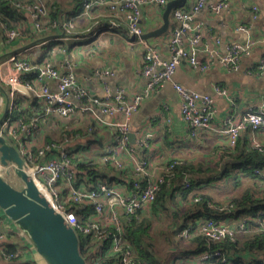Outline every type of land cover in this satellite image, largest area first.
Listing matches in <instances>:
<instances>
[{
    "label": "crops",
    "instance_id": "0c3cea01",
    "mask_svg": "<svg viewBox=\"0 0 264 264\" xmlns=\"http://www.w3.org/2000/svg\"><path fill=\"white\" fill-rule=\"evenodd\" d=\"M46 1L56 5L58 16L73 21V31L55 32L50 28L39 30L35 27L31 13L25 9L24 17L18 20V27L23 34L14 41H8L4 25L0 24V84L4 88L3 90L0 87V117L8 101L6 80L13 72V64L9 61L13 55L20 54L36 65L30 72L33 74L26 73L24 79L26 83L35 87L46 84L51 91H58L57 80L36 78L38 66L48 62L63 73L73 71L78 81L94 96L106 98L110 94L114 97L121 89L129 97L143 92L148 81V77L141 73L144 46L140 39L127 34L128 10L119 12L111 10L112 4L118 0H105V4L95 5L89 13L84 10V0ZM196 1L183 0L182 5L177 8L192 13ZM214 2L210 0L201 11L193 15L195 22L202 26V39L199 44L202 58L209 56L210 51L226 54L230 42L243 43L249 38H254L257 44L250 54L243 57L241 67L236 71H228L214 63L207 71H202L183 62L177 67L171 80L144 98L140 108L132 115L130 126L131 131L136 133L137 141L142 139L146 145L141 148L129 141L130 146L135 148V155L128 161L134 163L142 155L148 156L151 172L156 176L165 174L164 166L172 158L194 164L207 162L213 167L221 163L222 168L226 160H220L223 156L221 147L226 144V139L221 129L226 117L233 110L238 114L249 105H264V78L248 72V69L256 66L264 56V0H229L228 8L220 12H215L211 8ZM167 4L160 5L161 10L156 2L142 6L140 24L144 33L153 31L163 24ZM253 5H258L261 9L257 20L253 19ZM176 9L171 14L169 31L147 39V42L157 48L164 58L170 56L169 39L173 29L180 24L174 19ZM97 27L103 28L94 32ZM175 83L213 95L218 113L210 128L200 129L192 134L182 117L181 97L174 87ZM216 85L226 88L228 94L217 93L214 89ZM25 92L27 95L19 93L16 97L18 109L22 111L19 117L31 121L40 115L45 116L40 117L44 120L40 122V128L35 131L36 135L34 134L30 143L34 150L47 143L49 136L59 138L60 132L72 126L82 128V134L79 132L71 136L73 138L69 141L61 137L54 141H66L65 148L72 151L80 150L83 153L76 152L80 156L98 159L102 147L114 143L116 133L110 130L109 125L117 119L122 120V115L100 114L99 117H95L86 113L65 119L56 114L46 113L47 105L44 100L30 96V91ZM89 125H93L91 127L94 128V133H89ZM246 133L250 139L255 136L264 144V133H254L250 130L243 136ZM89 140H96V143L91 142L85 147L87 149H84L81 144ZM73 161L78 163V166L81 162ZM128 168L132 175L131 167ZM84 169L80 168L79 179L87 180ZM121 181L122 179L118 182L123 186L122 183L125 181ZM0 219L9 228L0 225L6 230L7 244L16 245L17 250L22 252V258L19 260L21 263L47 264L36 253L29 237L3 211Z\"/></svg>",
    "mask_w": 264,
    "mask_h": 264
},
{
    "label": "built area",
    "instance_id": "2783aa9c",
    "mask_svg": "<svg viewBox=\"0 0 264 264\" xmlns=\"http://www.w3.org/2000/svg\"><path fill=\"white\" fill-rule=\"evenodd\" d=\"M170 1L172 0H118L111 6V10L115 12L128 10L127 34L140 39L144 46L141 73L148 77V81L143 92L132 97L127 96L122 89L114 97L110 94L106 98L91 95L89 90L78 81L73 71L63 73L48 62L38 66L36 78L57 80L58 91H51L46 84L35 87L26 83L24 79L26 73L33 71L36 65L20 54L9 58L13 64V72L8 76L6 85L12 99V106L1 126V132L18 148L28 164L29 172L55 209L74 227L80 240L84 238L86 247L91 245V250L88 252L90 262L118 253L121 264H138L133 258V250L125 246L126 218L129 219L130 215L149 208L157 199L162 184L166 182L165 174L156 176L151 172L148 156L142 155L134 163L128 161L135 155V148L129 143V134L132 132L130 119L140 108L144 98L171 80L175 70L183 62L192 67H198L202 71H207L212 63L228 71H236L240 69L243 57L250 54L257 44L254 38H249L243 43L230 42L226 54L221 55L217 51H210L209 56L202 58L199 48L202 26L195 22L193 15L201 11L210 0H197L192 13L182 8L175 10L174 19L180 24L173 29L169 39L170 56L164 58L157 48L141 37L144 30L140 24V6L153 2L166 5ZM214 1L211 8L215 12H220L229 6V0ZM97 4H105V0H84L85 12L89 13ZM19 6L31 13L37 29L42 30L47 23L51 26L50 29L58 26L56 21L50 22V9L42 0L20 3ZM252 9L253 19L257 20L261 9L258 5H253ZM61 23L65 33L72 32L74 27L72 21ZM102 28L97 27L94 32ZM4 29L8 41H14L21 35L17 28L4 27ZM248 72L264 78V56L256 66L249 68ZM174 87L181 97L182 117L192 134L200 129L210 128L218 113L213 95L187 88L179 83H175ZM214 89L221 95L228 94V90L219 85H216ZM25 90L30 91V96L44 100L47 105L46 113L56 114L65 119H72L86 113L95 117H99L100 114L122 115V120L117 119L109 125L110 130L116 133L114 143L104 145L98 159L89 157L85 162H112L114 167L122 173L121 182L125 181L122 183L123 186L119 182L109 184L100 178L96 179L88 171L86 172L87 180L79 179L80 168L73 158L80 155L78 153L71 155V152L65 148L68 139L45 143L38 150H34L30 143L35 131L40 128V122L44 120L40 117L45 118V116L40 115L27 121L13 114L14 110L18 109L16 97L19 93L27 95ZM248 128L254 133L264 132L263 104L249 105L238 114L233 110L226 117L221 132L225 135L227 148L235 149L241 134ZM103 129L105 130V127ZM88 131L94 133V128L90 127ZM97 131L98 129L95 130ZM251 142L264 153V144L255 136L251 138ZM136 145L144 148L146 143L140 139L136 140ZM128 167H131L132 175ZM247 169L257 173L264 171L254 165H249ZM262 181L264 183V176ZM88 210L90 213L86 215L85 212ZM1 212L0 209V217ZM247 221L248 217L237 224L225 220L205 219L197 231L216 241L226 238L234 239L236 227H244ZM257 221L264 231V221L261 218H257ZM0 225L7 227L1 219ZM188 234V230L183 231V235ZM6 235V230L0 227V264H9L22 258L21 251L9 250ZM208 257V254L203 256V258Z\"/></svg>",
    "mask_w": 264,
    "mask_h": 264
},
{
    "label": "trees",
    "instance_id": "16d2710c",
    "mask_svg": "<svg viewBox=\"0 0 264 264\" xmlns=\"http://www.w3.org/2000/svg\"><path fill=\"white\" fill-rule=\"evenodd\" d=\"M29 1L33 2L0 0V24L6 29L17 28L22 35L18 20L24 17V11L19 4ZM42 1L50 9V22L58 23L51 31L64 32L61 22L72 20L58 16L55 4ZM49 27L51 26L47 23L42 30ZM13 114L20 116L22 111L16 109ZM91 126L93 125H89ZM246 131H250V128ZM246 131L241 134L235 149L231 150L225 144L221 147L223 156L220 160H231L225 169L220 167L221 163L213 167L207 162L194 164L177 158L167 161L164 166L166 182L162 184L155 202L149 208L130 215L129 219L126 218L125 246L133 250V258L138 264H264V231L257 221V218L264 221V171L257 173L247 169L249 165H254L264 170V153L252 144L247 133V136H243ZM79 132L82 134V128L72 126L60 132L59 136L70 140L73 138L71 136ZM54 140L55 138L49 136L47 143ZM91 142L96 143V140H89L81 146L87 149L85 147ZM69 151L71 155L81 152L78 149ZM86 159L89 158L74 156L75 161H81L79 168H85V172L93 174L96 179L100 178L109 184L122 179L121 171L116 169L112 162L102 165L85 162ZM220 179H233L236 186L245 183V188L241 194L219 201L203 189L206 184ZM245 217H248V221L244 227H236L234 239L216 241L197 231L205 219L225 220L237 224ZM160 224H167V227L159 234L155 229L161 227ZM185 230H188V235H183ZM161 238L167 240L168 244L163 253ZM7 246L9 250L18 249L14 244ZM90 246L87 248L84 238L81 239V253L88 264H121L118 253L89 262ZM205 254L209 257L203 258ZM19 260L9 264H25Z\"/></svg>",
    "mask_w": 264,
    "mask_h": 264
},
{
    "label": "water",
    "instance_id": "95a60500",
    "mask_svg": "<svg viewBox=\"0 0 264 264\" xmlns=\"http://www.w3.org/2000/svg\"><path fill=\"white\" fill-rule=\"evenodd\" d=\"M182 3L183 0L170 1L163 14V24L141 37L147 40L167 33L171 25V14ZM156 5L161 10L160 4L156 2ZM0 87L4 90L1 84ZM7 93L6 108L0 117V209L29 237L36 253L47 264H88L81 253V240L77 231L55 209L29 172L28 164L18 148L1 132V126L12 106V99L9 92ZM136 140V133L131 132L129 141L136 144ZM230 162L231 160H226L222 168L225 169ZM2 169L7 174L14 173L23 183V187L14 186L6 179Z\"/></svg>",
    "mask_w": 264,
    "mask_h": 264
},
{
    "label": "rangeland",
    "instance_id": "374dc122",
    "mask_svg": "<svg viewBox=\"0 0 264 264\" xmlns=\"http://www.w3.org/2000/svg\"><path fill=\"white\" fill-rule=\"evenodd\" d=\"M55 139H59V138L55 137ZM2 172L4 176L6 177V179L9 180L11 183H13L14 186L18 188L23 187V183L14 173L7 174L5 170L3 169H2ZM244 180H247V179H244ZM244 188H245V183H242L241 185L236 186L233 183V179H229V180L220 179V180L213 181L210 184H206L203 190L213 195V197H215L217 200L222 201V200L227 199L228 197L241 194ZM87 213H90L89 210L85 212L86 215ZM160 225L161 227H157L155 229L157 232H159V234L163 228L167 227V224H160ZM164 239H165V236H164ZM161 240H163V238H161ZM167 245H168L167 240H163V245H161L162 253L167 248Z\"/></svg>",
    "mask_w": 264,
    "mask_h": 264
}]
</instances>
